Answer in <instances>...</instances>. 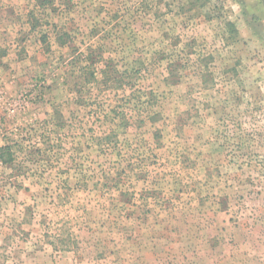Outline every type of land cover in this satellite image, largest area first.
<instances>
[{
    "label": "rangeland",
    "instance_id": "obj_1",
    "mask_svg": "<svg viewBox=\"0 0 264 264\" xmlns=\"http://www.w3.org/2000/svg\"><path fill=\"white\" fill-rule=\"evenodd\" d=\"M7 142L0 264H264V0H0Z\"/></svg>",
    "mask_w": 264,
    "mask_h": 264
},
{
    "label": "trees",
    "instance_id": "obj_2",
    "mask_svg": "<svg viewBox=\"0 0 264 264\" xmlns=\"http://www.w3.org/2000/svg\"><path fill=\"white\" fill-rule=\"evenodd\" d=\"M54 3H55V0H35V5L39 8H44V9L47 8L48 6L50 7ZM33 13L34 11L31 10V16H33ZM59 40H61L60 42L61 44H64V41H62V35L59 36ZM79 63L80 65H83V63H85L83 66L86 67L84 72L87 71L85 73V79H87L86 83H90L94 81L98 83L100 82L104 86L109 87V88H114V87L122 88L125 84H129L131 85V87H133L134 85V83L131 82L133 79V76L135 77V74H132L133 71H128V69L124 71H120L115 65H111V62H109L106 65V67L101 69V73L103 74V79L101 81H97L96 79L97 65H95V59L92 57V55H90V53H85V56L83 57V59L80 60ZM134 69L135 68L133 67V70ZM86 83L81 86L78 82H76L74 86L72 87V91L77 94L76 96L77 104L79 103V104L86 105L88 103V97H90L91 94H88L90 91H89V88H87ZM135 91L136 90H133V92L128 97L129 98L128 102L130 103L134 102L136 105H138V103H142L143 101V105H146L144 104L145 100H143L144 94L136 95ZM147 95H148L149 102H151L154 99L153 92L151 91L149 93L147 92L146 99H147ZM112 107H114L113 111L117 110V112L119 113L117 116L125 121L126 115H125L124 110H120L116 105H113V104H112ZM139 113L140 115L142 114L144 115L143 111L140 108H139ZM108 115H111L112 120H107V121H111V122H113L115 117H117V116L112 115L111 113H109ZM106 118L108 119L109 116H106ZM58 121L62 126L63 120L60 116L58 118ZM117 136H118L117 131L114 128H112L109 132L105 133V140L111 141L113 140L114 137H117ZM11 150H12V146L10 142H7L4 145H0V162L3 165H6V166L12 165V162L15 159V155L13 154Z\"/></svg>",
    "mask_w": 264,
    "mask_h": 264
}]
</instances>
